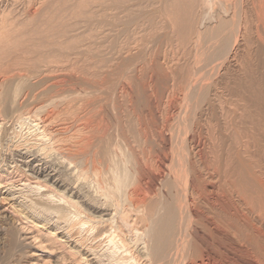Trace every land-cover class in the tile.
Returning a JSON list of instances; mask_svg holds the SVG:
<instances>
[{
    "label": "rangeland",
    "instance_id": "rangeland-1",
    "mask_svg": "<svg viewBox=\"0 0 264 264\" xmlns=\"http://www.w3.org/2000/svg\"><path fill=\"white\" fill-rule=\"evenodd\" d=\"M224 4L228 14H224ZM232 9L234 25L230 18ZM219 24L223 28L218 27ZM214 30L220 31L216 36L220 34L222 38H216L217 31ZM202 32H206L204 35L209 34L207 38L215 32V39L203 42L201 39H205L206 35L204 37ZM195 34L203 36L201 41ZM202 50L208 53H202ZM209 50L212 51L210 54ZM248 65L253 66L251 69L256 76L264 77V0H0V85L6 78L13 79V85H10L17 89V102L19 105L24 104L20 105L21 110L12 115L10 113L7 119L0 114V177L13 182L11 187L3 188L1 194L8 200L12 198L11 201L16 204H30L39 197L38 192L46 189V182L47 186L50 183L53 186L50 187L57 191L54 203H58V196L64 193L65 196H73L78 192L81 207L86 208L92 218L109 219L112 214L104 212V202L107 200L105 190L109 188L106 185L111 186L116 184L115 180H121L124 187L121 183L120 193L125 194L127 191L122 196H127L126 201L123 198L125 206L131 205L134 209L142 207V210L141 207L137 209L135 218H139L138 215L141 216L145 210L148 211L144 212L146 215L157 212L153 215V221L158 220L169 204L170 192L166 187H169V177L171 179L169 169L172 148L176 146L173 149L179 151L181 148V151L184 146L185 157L205 179L202 169L211 167L213 161L220 159L218 154L215 156L216 151H212L214 146L211 140L217 133H223L224 115L242 103V96L236 92L243 87L236 86V80L232 78H247L246 73L245 77L243 75ZM192 77L194 80L197 77L195 81L198 84L203 82L200 90L209 92L206 91L205 100L197 97L196 102L200 101L201 110H195V113L188 107L191 100L188 101L187 97L193 91ZM232 87L234 90H231ZM203 101L206 103L203 104ZM210 104L215 107L209 110ZM43 123L47 139L39 142L34 139L37 131L32 125L36 124L38 128ZM179 132L184 135V139H181ZM176 137H180L181 141ZM175 139L179 140V144ZM103 162L107 165H103ZM115 162L117 165L112 167ZM113 168L116 169V175H122L110 174ZM124 173L126 177L122 179ZM112 174L115 180L111 179ZM26 178L33 180L26 182L27 185L24 181ZM213 181L212 184L210 181L211 185L215 183V188L219 186L215 179ZM34 182L41 186L33 188ZM40 187L43 188L41 191ZM111 188L114 190V187ZM131 194L133 197L129 196ZM128 196L132 203H129L130 199L127 201ZM71 216L74 219L73 214ZM249 218L254 234H260L254 238L257 237L264 246V220H261L264 217L254 212ZM148 223L145 226L149 225L147 228H150L152 224ZM84 234L78 231L76 237ZM139 237L138 241L133 234L131 236L133 250L140 249L144 240L149 239L148 234ZM91 242L96 251L93 253H103L106 258L110 257V261H116L117 258L108 251L103 238ZM261 243L258 245L262 246ZM241 244V241L236 240V250L230 248L234 253L229 252L228 248L229 256L233 255L234 258L233 264H261L256 253ZM189 248L184 251V256H188L186 261L199 263V254ZM230 257V260L226 259L227 262L232 261ZM105 264L112 263L106 261Z\"/></svg>",
    "mask_w": 264,
    "mask_h": 264
},
{
    "label": "bare ground",
    "instance_id": "bare-ground-1",
    "mask_svg": "<svg viewBox=\"0 0 264 264\" xmlns=\"http://www.w3.org/2000/svg\"><path fill=\"white\" fill-rule=\"evenodd\" d=\"M224 7H225V4H224ZM220 9L221 8H219L218 10H220ZM229 9H231V8H229ZM225 10H226V7L224 9V14L226 13ZM231 11H232L231 17H230V14L228 16L231 18V22H232L231 24H233V21H234L233 20L234 17L232 15V14H234L233 9ZM226 14H228V12ZM224 18H222L223 22L225 21V20H223ZM226 20H227V18H226ZM247 22L248 21L246 20L245 23H247ZM228 24H229V22H228ZM223 25L225 26V24H223ZM233 25H232V27H233ZM217 26L219 27L221 25L219 24ZM227 26H229V25H227ZM221 27L223 28V26H221ZM244 29L246 30V28H244ZM217 30H219V28ZM217 30H214V31H217ZM223 31H224V29L222 30V32H220V31H217V33L214 32L215 36H216V34H218V32H220V34H221V33H223ZM244 31H243V33H245ZM204 33H206V32H204ZM204 33L202 35H204ZM214 33H212V36L214 35ZM220 34L217 36H220ZM2 35L3 34H1V37H2ZM205 35H206V38L201 39V40H203V42L206 41L207 39H209V40L215 39L214 36L213 37L211 36V34H210V36H211L210 38L209 37L207 38V36H209V34L208 35L205 34ZM205 35H204V37H205ZM201 36L196 35L195 37L198 39V41H201L200 40ZM217 36H216V38H217ZM221 36H222V34H221ZM229 36H227V37L229 38ZM224 37H226V36H224ZM235 38L237 40V37H235ZM229 40H230V38H229ZM214 41L216 42V40H214ZM217 41H219V40L217 39ZM203 42H202V44H203ZM216 44H217V42H216ZM225 44H226V42H225ZM212 46H213V44H212ZM212 46H211V49L213 48ZM217 46H215V47L218 48ZM219 46H221V45L219 44ZM255 50H256V48H255ZM201 52L204 53L205 50H204V52H203V50ZM206 52H207V50H206ZM211 52L212 51H210L209 54ZM219 54H221V53H219ZM228 55L229 54H227V56ZM235 57H233V59ZM223 60H224V58H223ZM206 61H207V59H206ZM244 64H245V62H244ZM248 67H249V65H248ZM251 67H253V66H250L247 69V72L244 69V75L241 73L244 77H245V73H246V75L248 76V77L246 76L247 78H243V79L238 78V77H235L236 79L232 78L233 80H236L235 82L233 81L236 86L238 85V86L243 87V88L238 87L239 90L242 89L240 91L238 90V88H235L238 90L236 92L237 95L242 96V98L240 99L242 101V103L237 105L235 107V109L232 110L231 112H227L225 115L223 114L226 118V120L223 124L224 125L223 131H221L223 133H217L214 136V138L212 137L213 139L211 138L212 139L211 141H213V143L211 141L210 142L214 146V149L212 151L213 152L216 151L215 156H217V154H218V156H220V159L218 161H213L211 163L212 165H210L211 167L205 166L204 170L202 169V171H205L204 172L205 179L202 178L203 175L198 172L199 169L197 171L195 169V167H193V165H191L192 163L190 164L189 160L187 159L188 157H185V155H187V154L184 153V148H183L184 146L183 145H182L183 147L180 145L183 149L181 151H180V149H181L180 146L179 147L177 146L178 149L180 148L179 151L176 149L178 152L173 149L176 146L172 148L173 154H172V159L170 160L171 165H170V169H169L171 179L169 177V180H170V181L168 180L169 181V187L164 186L166 188H169V192H170V193L168 192L170 195L169 204L165 208V213L161 217H159V219L156 221H153V219H154L153 215L156 214L157 212L156 213L153 212V214H147L146 215V214H144V212H146V211L143 209L144 215L141 212L139 214H142V215L141 216L138 215L139 218H135V216H137V214H138L137 209H139L141 206L138 204V206H140V207L135 208V209L132 208L133 206L131 207V205L125 206L124 201H123V198L125 196L123 198H122V196L126 195L127 191L125 194L120 193L121 191H119V189L122 186L123 182H121V180L119 178H116V179L120 180L119 182H118V180H115V178L113 179V177L116 175V173L114 172V170H116V169H114V168H113L112 172H110L112 169H110V171L108 169L110 174L115 173L114 176L112 174V177L111 176H108V177H111L112 180H115L116 184L111 183L113 186L112 185L108 186L109 184L108 185L104 184V186L106 185L107 187H109L107 190L104 189L106 191V198H107V200L105 199L106 202H104V204L106 203L105 205L107 206V209L105 206L104 212H107V213L110 212V214H112V216L110 218V215L108 214L109 219H105V217H101V216H103L101 214V216H100L101 218L99 220H97L98 218L97 219L92 218L89 215V213L86 211L87 209L84 207H83L84 208L83 209L81 207V205H80V203H81L80 197L81 196H79L78 192L74 193V195H73L74 197L73 196H65L66 194L64 193V195L58 196L59 202L54 203L55 201L53 198L57 196L56 195L57 191L55 192V190H53L51 188L53 186L50 183H49V186H47L46 182H45L46 189L44 190L43 188L40 187V191L42 189H43V191L38 192L40 194L36 200L34 199V201H32L31 203L29 202L30 204L21 203V202L20 203L17 202V204H16L14 201H11L12 198L10 200H8V197L1 194L3 188L5 189L8 186L11 187L13 182L11 183L10 181H6V179L4 180L2 177H0V264H105L106 261H109L112 264H233V262H234L233 255H231V257H232L231 258L229 256V252L232 250H236V247H235L236 240L241 241L242 244L246 248L252 249L254 251V253H256V255H257L256 257L259 258L260 263L264 264V248H263L264 246L260 241L258 242L257 237L254 238V236L256 234H254V231H253L254 228H252L251 223H250L251 221L249 218L251 213L253 214L254 212L255 213L259 212L260 215L262 217H264V80H263L264 77H263V75L261 78L259 76H256L254 74L255 71L252 70ZM196 71H194V72H196ZM208 71H206V72H208ZM1 73H2V71H1ZM196 73H194V74L192 73L193 76L196 75ZM214 75L216 77V74H214ZM238 75H240V74H238ZM254 76L259 77V79L258 78L256 79ZM44 77H46V76H44ZM197 77L200 78L199 75ZM197 77H195V78L197 79ZM239 77H241V76H239ZM52 79H53V77H52ZM186 79H187V77H186ZM206 79H208V81L211 80V79L209 80V78H206ZM11 80H12V82H14L13 79H11ZM11 80L6 78L1 82L2 84L0 85L2 88L0 91V94H1L0 95V114L3 117L6 116L5 119H7V116L10 115V113L12 115L13 112H15V111L17 112V110L19 111V109L21 110V107H20L21 104L19 105V101L17 102V99H16V98H18L17 97L18 94L16 93L17 91H15L16 88L11 87V85H10ZM17 80H20V79H17ZM96 80H97V78H96ZM195 80H194V77H192L191 81L193 83L190 81L193 84V86L191 85L192 86L191 89L193 90L192 93L190 92L191 89H189L191 86H189V88H188L189 91L187 90L188 92H190L187 94L188 95L187 97H189L188 101H189V99L191 100L190 104H188L189 102L187 104H188V107L192 108L194 113L196 112L195 110H199V111L201 110L200 101H199V103L196 102L197 97L198 98L200 97V99H202V97H203L205 100V99H207L206 96H207V92H208L207 90H205V91L203 89L200 90V88H201L200 85H202L203 82L198 84L199 82L197 81L198 82L197 83ZM40 81H42V80H40ZM204 81H206V80H204ZM227 82L230 83L231 81L229 82L227 80ZM183 83H185V82H183ZM186 83H187V81H186ZM11 84L13 85V83H11ZM22 84H24V83H22ZM25 84H28V83H25ZM40 84H41V82H40ZM224 84L226 85V83H224ZM205 85H207V84H205ZM228 85H230V84H228ZM228 85H226V86H228ZM36 87H37V85H36ZM31 88H32V86H31ZM231 90H234L233 87ZM46 93H44V94H46ZM19 98H20V96H19ZM206 101H208V100H206ZM206 101L205 102L203 101L204 102L203 104H205ZM237 103H238V101H237ZM211 104H213V103H211ZM23 105H21V106H23ZM211 107L214 108L215 106L213 107L211 105L209 107V110ZM211 111L213 112L212 109H211ZM200 113H199V115H200ZM209 113H210V111H209ZM194 115H196V114H194ZM198 122H199V120H198ZM47 123H48V121H47ZM36 124L32 125V127H35L34 131H37V133L34 134V137H35L34 139L36 141H39V142H42V141L44 142V139H47L46 138L47 137L46 127L44 126L45 124L43 123L42 126L39 125L40 127H38V128H37L38 125H36ZM199 125H201V124H199ZM176 127H177V125H176ZM49 129H50V127H49ZM178 131H180V129ZM49 133H51V132H49ZM49 133H48V135H49ZM178 134L181 135L180 132ZM200 135H201V133H200ZM50 136H51V134H50ZM183 136L181 137V139L183 138ZM200 137H202V136H200ZM176 138L179 139L180 137H176ZM0 139H1V137H0ZM181 139H179V140L181 141ZM179 140H176L175 142H177V141L179 142ZM52 141L54 142V140H52ZM183 141H182V144H183ZM178 142H177V144H179ZM173 144L175 145V143H173ZM84 146H86V145H84ZM107 146H109V145H107ZM217 148L219 151L216 150ZM106 152H107V150L105 151V153ZM175 154H177V155L175 156ZM100 155L103 157L102 154H100ZM109 158H111V157L109 156ZM141 159H143V158H141ZM145 159H148V158H145ZM174 160H175V163H174ZM104 162H106V161H104ZM104 162H103V165L105 164ZM144 162H143V164H144ZM112 163H114V161ZM112 163H110V165ZM150 163H151V161H150ZM150 163L148 165H150ZM105 165H107V164H105ZM116 165H117V163L115 165L112 164V167H115ZM139 165H141V163ZM203 165H205V164H203ZM167 167H169V166L167 165ZM107 168H108V166H107ZM138 169H141V168L138 167ZM135 171H134V174H135ZM200 171H201V169H200ZM103 172H105V168H104ZM117 172H119V170H117ZM122 172H125V171L122 170ZM138 174L139 173H137V175ZM119 175H122V174H117L116 176H119ZM124 177H126V174L123 175V177H121V178L125 179ZM203 179H204V181H203ZM214 179L217 181V185H219V186H216V188H215V186H213V185H215V183L213 185H211L213 182H215V181H213ZM32 180H33L32 178H26L24 181H25V184L28 185V183H26V182H30V181L32 182ZM80 180H81V178H80ZM160 180H161V178H160ZM210 181H211V184H210ZM51 182H53V181H51ZM33 184L35 185L33 187L35 189H37L36 188L37 186L38 187L41 186L38 182H34ZM120 184H121V186H120ZM166 184H168V183H166ZM29 185H30V183H29ZM50 185H51V187H50ZM111 187H114L113 188L114 190H112ZM123 187H124V184H123ZM209 187H211V189H213V190H211ZM145 188H147V187H145ZM101 190H102L101 192H104L103 189H101ZM121 190H123V188ZM37 191H35V192H37ZM144 192H146V191H144ZM66 193H67V191H66ZM146 193H148V192H146ZM103 195H105V192ZM144 195L146 196V194H144ZM129 196L131 197L132 194ZM138 196H139V194H138ZM101 197H102V195H101ZM104 197H103V199H104ZM130 197L127 199V201H129ZM126 198H127V196H126ZM126 198H124L125 201H126ZM25 199L26 198L24 197V200ZM232 199H235V201L237 203H235L234 200H233L234 203H232L231 202ZM129 203H132L131 199H130ZM126 204H127V202H126ZM142 204H143V202L141 203V205ZM238 205L240 206V208L238 207ZM255 205H256V207H255ZM135 207H136V205H135ZM98 208H100V207H98ZM140 209L142 210V207ZM95 211H98V210H95ZM152 211H150V212H152ZM91 212H92V210L90 211V213ZM146 213H148V211ZM72 214L74 216V219H71ZM91 215H93V214H91ZM106 218H107V216H106ZM259 219H261V218H259ZM261 220H264V219H261ZM148 221H150L149 223L152 224L150 226V228H147L149 225L147 227L145 226L148 223ZM142 223L144 225L143 227H142ZM78 231H83V233H85L84 236L79 235L78 237H76V234L78 235ZM132 234L134 235L135 240H138V238H140L139 236H141V235L145 236L147 234L149 236L148 237L149 239H148V241L144 240L145 242L142 243L143 245L140 249L135 250V248H134V250H133V248L131 247V245H132V241H131ZM251 234H252L253 238H251ZM258 235H260V234H258ZM258 235H256V236H258ZM102 238L105 240V243L109 247V248L107 247L108 251L114 255L113 257L117 258L116 261H114L115 263L110 261L111 259H109L110 257H108V255H107L108 258H106L103 255V253H102V255H98V253H93L96 251L94 250L95 247L92 246L93 244L91 241L100 240ZM141 239H142V237H141ZM101 242L103 243V241H101ZM133 242H134V239H133ZM134 243L136 244V241ZM237 243H238V241H237ZM258 243H261L262 246L258 245ZM133 246H136V245H133ZM168 246H169V248H168ZM189 247L194 249L199 254V257L201 258L199 263H197V262L196 263H194V262L189 263V262H187L188 260L186 261V258L188 256L187 257L184 256V254H185L184 251L186 248H189ZM228 248H229V252H228ZM230 248L231 249L233 248V249L231 250ZM189 249H187V250H189ZM232 253H234V252L232 251ZM168 254H169V260L167 259ZM192 254H194V253H192ZM88 256H91L92 258L88 259ZM111 257H112V255H111ZM113 257H112V259H113ZM229 257L232 260L231 262L226 261V259H229ZM258 258H256L257 261H258Z\"/></svg>",
    "mask_w": 264,
    "mask_h": 264
}]
</instances>
